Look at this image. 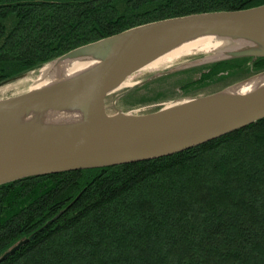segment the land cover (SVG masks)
I'll list each match as a JSON object with an SVG mask.
<instances>
[{
  "label": "trees",
  "instance_id": "16d2710c",
  "mask_svg": "<svg viewBox=\"0 0 264 264\" xmlns=\"http://www.w3.org/2000/svg\"><path fill=\"white\" fill-rule=\"evenodd\" d=\"M263 4L0 0V83L128 28ZM249 61L264 71L230 58L196 82ZM0 264H264V119L167 157L2 184Z\"/></svg>",
  "mask_w": 264,
  "mask_h": 264
},
{
  "label": "water",
  "instance_id": "95a60500",
  "mask_svg": "<svg viewBox=\"0 0 264 264\" xmlns=\"http://www.w3.org/2000/svg\"><path fill=\"white\" fill-rule=\"evenodd\" d=\"M207 36L218 49L212 62L264 58V4L153 21L51 60V69L74 62L87 68L0 98V186L26 177L167 157L264 119V86H243L264 78V72L151 113H107V96L131 75L185 43ZM195 64L175 66L157 76ZM28 74L7 79L0 87ZM48 112L70 113L73 118L43 121Z\"/></svg>",
  "mask_w": 264,
  "mask_h": 264
},
{
  "label": "rangeland",
  "instance_id": "374dc122",
  "mask_svg": "<svg viewBox=\"0 0 264 264\" xmlns=\"http://www.w3.org/2000/svg\"><path fill=\"white\" fill-rule=\"evenodd\" d=\"M217 54L218 49L208 51V53L197 51L194 54L180 56L174 60V63L161 69L135 72L127 79L130 84H133L131 87L120 88L107 96L105 101L107 113L115 114L118 111L130 114L151 113L166 106L175 105L187 100V98L207 96L220 91V89L242 83L253 75L261 73L252 68L253 62L249 61L245 62L241 69L221 72L214 81L209 80L202 84L196 82L201 78V74L208 71L204 66L216 60ZM50 62L42 64L39 68L29 70L28 76L23 79L1 86L0 98L29 90L30 86L37 83L41 74L40 71ZM190 62L196 64L186 67V69L157 76V74L164 73L170 68ZM136 85L139 86L135 87Z\"/></svg>",
  "mask_w": 264,
  "mask_h": 264
},
{
  "label": "bare ground",
  "instance_id": "6f19581e",
  "mask_svg": "<svg viewBox=\"0 0 264 264\" xmlns=\"http://www.w3.org/2000/svg\"><path fill=\"white\" fill-rule=\"evenodd\" d=\"M216 45L217 44L214 43V39L210 36L198 38L194 41L185 43V45H182L174 49V51L163 55V57L154 60L151 64L141 70L152 71L153 69H161L164 66L174 63V60L179 58L180 56L194 54L197 51H203L204 53H208V51L217 49V47H215ZM86 68V64L84 65L77 62L68 63L66 65L63 64V67L59 69H51V65H48L40 71L41 74L39 76V79L37 80V82L40 83L38 84V87L45 82L51 81L52 79L82 73L85 71ZM132 85V83H129V80H126L120 88H128ZM243 86L251 88L264 86V78H258L253 82H250L245 85L243 84ZM67 118H73V114L48 112L44 115L43 121L53 123L54 121H65V119Z\"/></svg>",
  "mask_w": 264,
  "mask_h": 264
}]
</instances>
